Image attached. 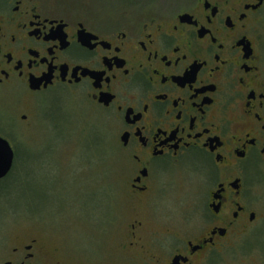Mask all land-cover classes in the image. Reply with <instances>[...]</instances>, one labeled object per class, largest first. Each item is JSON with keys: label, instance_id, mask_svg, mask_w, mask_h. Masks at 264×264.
<instances>
[{"label": "flooded vegetation", "instance_id": "obj_1", "mask_svg": "<svg viewBox=\"0 0 264 264\" xmlns=\"http://www.w3.org/2000/svg\"><path fill=\"white\" fill-rule=\"evenodd\" d=\"M82 11L0 0V92L28 97L19 114L28 126L35 96L64 89L112 118L130 171L119 183L125 220H113L118 250L105 264H207L256 238L264 0H86ZM36 232L0 264H75Z\"/></svg>", "mask_w": 264, "mask_h": 264}, {"label": "rangeland", "instance_id": "obj_2", "mask_svg": "<svg viewBox=\"0 0 264 264\" xmlns=\"http://www.w3.org/2000/svg\"><path fill=\"white\" fill-rule=\"evenodd\" d=\"M50 1L83 12L86 0ZM27 99L7 100L0 92V135L16 152L12 171L0 180V260L19 236L39 228L68 262L109 263L120 240L113 220L122 223L127 208L119 183L130 171L115 124L81 89H64L35 96L41 104L28 126L19 115ZM187 180L190 191L197 180L191 174ZM256 235L207 264H264V229Z\"/></svg>", "mask_w": 264, "mask_h": 264}, {"label": "water", "instance_id": "obj_3", "mask_svg": "<svg viewBox=\"0 0 264 264\" xmlns=\"http://www.w3.org/2000/svg\"><path fill=\"white\" fill-rule=\"evenodd\" d=\"M15 159V150L6 137L0 135V179L11 170Z\"/></svg>", "mask_w": 264, "mask_h": 264}]
</instances>
